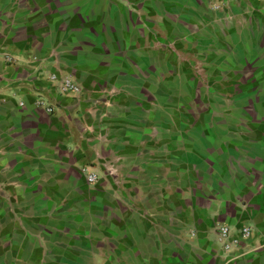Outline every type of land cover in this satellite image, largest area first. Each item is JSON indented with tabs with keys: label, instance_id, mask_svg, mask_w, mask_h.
Masks as SVG:
<instances>
[{
	"label": "crops",
	"instance_id": "obj_1",
	"mask_svg": "<svg viewBox=\"0 0 264 264\" xmlns=\"http://www.w3.org/2000/svg\"><path fill=\"white\" fill-rule=\"evenodd\" d=\"M0 264H264V0H0Z\"/></svg>",
	"mask_w": 264,
	"mask_h": 264
},
{
	"label": "built area",
	"instance_id": "obj_2",
	"mask_svg": "<svg viewBox=\"0 0 264 264\" xmlns=\"http://www.w3.org/2000/svg\"><path fill=\"white\" fill-rule=\"evenodd\" d=\"M4 59L7 61H11L12 57L10 55L6 54V55H4ZM47 78L51 81L58 79L55 84H56L57 88L59 89V91L62 93H73V94H75V93H78L80 91V87L78 86V84L74 80H72V78L69 76H55L54 74H49L47 76ZM34 103L37 106H40V107L42 106L46 112H50L52 110V107L45 104L44 101L41 99H36L34 101ZM84 175H85V180L88 183L93 182L96 178L95 174L92 172L84 173ZM216 230H217L218 237L220 240L229 236L228 228L225 225H222V224L217 225ZM240 231H241V235L244 236L247 233V228L242 227ZM235 243H236V239L230 238L229 240L225 241L224 249L228 250Z\"/></svg>",
	"mask_w": 264,
	"mask_h": 264
},
{
	"label": "rangeland",
	"instance_id": "obj_3",
	"mask_svg": "<svg viewBox=\"0 0 264 264\" xmlns=\"http://www.w3.org/2000/svg\"><path fill=\"white\" fill-rule=\"evenodd\" d=\"M58 79H56V80H54V81H52L54 84L56 83V81H57ZM73 80V79H72ZM72 95H76V93L75 94H72ZM216 233H217V230H216ZM216 242H217V244L219 245V247H220V249H222L223 251L225 250L224 249V243H225V240L224 239H221L220 241L218 240V233H217V238H216ZM224 252H229L228 250H225Z\"/></svg>",
	"mask_w": 264,
	"mask_h": 264
}]
</instances>
